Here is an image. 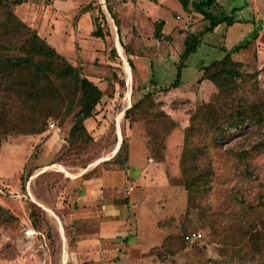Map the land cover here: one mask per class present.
<instances>
[{
    "label": "rangeland",
    "instance_id": "1",
    "mask_svg": "<svg viewBox=\"0 0 264 264\" xmlns=\"http://www.w3.org/2000/svg\"><path fill=\"white\" fill-rule=\"evenodd\" d=\"M217 3L236 22L201 34L184 60L179 87L167 92L158 87L175 78L185 32L207 23L200 14L183 12L177 0H31L13 7L81 66L102 97L85 120L92 136L87 144L67 147L72 117L50 120L40 134H11L1 142L0 207L14 218L0 225V264H57L75 241L88 248L80 251L81 264H200L253 253L248 232L264 236V145L257 146L263 132L248 125L220 145L210 143L208 183L189 202L180 166L183 149L198 141L195 135L184 141L190 111L214 90L208 81L196 84L200 66L222 56V48L249 41L232 58L256 70L264 88V0ZM157 18L165 21L167 39L153 37ZM96 22L103 39L91 35ZM143 91L148 96L137 102ZM168 118L175 126L155 162L148 156L147 129ZM56 202L62 206L55 210ZM193 227L198 241L171 253H149L165 235Z\"/></svg>",
    "mask_w": 264,
    "mask_h": 264
},
{
    "label": "trees",
    "instance_id": "2",
    "mask_svg": "<svg viewBox=\"0 0 264 264\" xmlns=\"http://www.w3.org/2000/svg\"><path fill=\"white\" fill-rule=\"evenodd\" d=\"M29 1L0 0V144L11 134H40L50 120L61 123L68 117H72L73 121L66 136L67 147L87 144L92 136L85 126V120L95 115L102 91L83 73L81 66L56 51L37 29L26 24L15 13L14 6ZM177 1L183 12L200 14L207 23L200 31L185 32L175 78L169 85L158 87L164 92L179 87L184 60L200 44L202 33L212 31L219 23L229 26L237 20L233 15L218 10L217 0ZM164 23L162 18L153 21L154 38H168L162 31ZM91 35L104 38L105 32L98 22ZM249 44L246 41L229 49L222 48V56L199 67L201 73L196 84L208 81L214 90L206 100L196 102L190 111L188 126L184 129L185 143L192 136H198V141L183 149L180 160L188 202L198 192H203L208 183L211 165L206 150L210 143L220 145L228 135L245 132L249 125L263 132L257 146L264 145V88L258 87L256 70L247 71L243 62L232 58V53L247 48ZM111 53L116 55L114 47ZM129 67H133L131 61ZM149 84L157 87L153 80ZM244 86L246 92H242ZM142 94L137 102L148 96L147 91ZM186 101L184 99L182 102ZM135 104L136 100L131 102L124 111V117ZM174 126L175 122L168 118L159 126L147 129V151L153 161L162 159L163 141ZM244 153L239 154L243 156ZM13 218L7 209L0 207V225ZM190 230L197 229L182 228L177 233L165 235L149 253H171L173 247H183L186 243L183 236ZM247 239L254 250L252 254H235L224 259L209 257L200 264H264V236L251 230Z\"/></svg>",
    "mask_w": 264,
    "mask_h": 264
},
{
    "label": "crops",
    "instance_id": "3",
    "mask_svg": "<svg viewBox=\"0 0 264 264\" xmlns=\"http://www.w3.org/2000/svg\"><path fill=\"white\" fill-rule=\"evenodd\" d=\"M59 205L62 206V204H59V202H56V204L51 203V206H53L54 209H55V207L57 208V206H59ZM85 205H87L86 202L80 204V206H85ZM43 207L45 208V205H43ZM61 217L63 219L65 218L63 215ZM85 246H86L85 243H82L81 241H78V242L75 241L73 244L74 248H70V249L66 250V256L62 255V253H61L57 264H81V262H80L81 257L79 254H80V251L82 252V250H84V249H86L85 251L88 250V248H85ZM48 264H53V263H48Z\"/></svg>",
    "mask_w": 264,
    "mask_h": 264
},
{
    "label": "built area",
    "instance_id": "4",
    "mask_svg": "<svg viewBox=\"0 0 264 264\" xmlns=\"http://www.w3.org/2000/svg\"><path fill=\"white\" fill-rule=\"evenodd\" d=\"M50 127H53V124H50ZM201 237L200 233L196 230H192L184 234L183 238L186 242H193Z\"/></svg>",
    "mask_w": 264,
    "mask_h": 264
}]
</instances>
